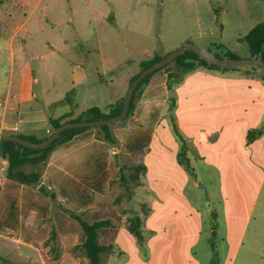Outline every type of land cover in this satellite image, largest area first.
Wrapping results in <instances>:
<instances>
[{"label":"crops","instance_id":"obj_1","mask_svg":"<svg viewBox=\"0 0 264 264\" xmlns=\"http://www.w3.org/2000/svg\"><path fill=\"white\" fill-rule=\"evenodd\" d=\"M153 1L162 4L0 0V63L2 55L9 63L8 73L0 74V137H48L51 118L71 116L60 109L83 100L89 103L83 110L118 103L140 62L187 42L211 56L217 45L239 55L247 46L240 40L264 21V0H194L198 31L163 50L156 42L147 48V36L156 38ZM213 1L223 5L219 16ZM247 58L250 51L241 57ZM114 133L134 165L146 167L130 198L118 184L128 165L115 163V148L98 140L94 129L56 148L43 174L62 205L88 223H111L99 230L100 243L113 247L103 263L226 264L215 245L220 238L221 245H241L264 188L262 72L200 66L172 79L166 71L153 73L133 114ZM244 165L263 171V178L242 231ZM6 168L0 166V264H90L75 249L86 240L81 225L37 189L9 179ZM135 218L141 219V240L128 230ZM53 230L59 258L47 246Z\"/></svg>","mask_w":264,"mask_h":264},{"label":"trees","instance_id":"obj_2","mask_svg":"<svg viewBox=\"0 0 264 264\" xmlns=\"http://www.w3.org/2000/svg\"><path fill=\"white\" fill-rule=\"evenodd\" d=\"M240 41L248 46L251 58H261L264 61V21L257 24ZM217 48L219 50L217 52L218 54H213V57L222 60L241 59V57L236 52L230 50L225 45H217ZM165 56L155 55L151 59L140 62V71L131 79V83L139 76V74L143 70L160 61ZM172 64L175 66V72H171L170 65ZM200 66L211 69L230 70L226 68H219L215 65H210L202 60L198 54L190 50L181 54L177 59H175L169 65L165 66L163 69L168 73L169 79H172L174 77H178L179 73L187 74L194 71ZM246 69L261 71L264 76V71L259 67L252 66L246 67ZM152 75L153 73L148 75L136 88L128 116L124 121H126L133 114L136 103L139 100L144 87L147 85ZM124 100L125 97L116 104L108 105L105 109H101L99 107H91L83 112V115L85 117L77 118L75 120L65 121V119L70 115L59 118H51L49 120L51 126L50 135H52L62 124L66 122L99 121L117 117L122 112ZM87 129L89 128H76L66 130L51 145L40 150L30 149L12 141H1L0 160L7 165L6 175L9 179L37 189L43 195L50 198L55 209H62L63 211L67 212L73 219H75L81 225L86 235L85 242L82 245L77 246L75 248L76 251L80 255L86 256L90 260V264H104L102 261V255L104 253H111L113 251V247L104 246L100 243L99 230L103 227L111 226V223L109 221H99L94 223L86 222L83 218V215L64 208L60 201L57 199L56 194L53 193L43 183V174L52 152L60 145L70 141L75 135ZM21 137L30 143H40L47 138H36L24 135H22ZM96 138L98 140L105 141L111 144L112 146H114L115 150H117L116 147H118L119 145V139L111 129V125L97 127ZM180 161L183 164L187 162L185 146L182 147V150L180 152ZM125 170L126 169L124 168L121 169L122 176L119 183L125 190L127 197L130 198L132 196L133 189L138 186L141 177L145 174L146 167L144 165H133L127 170V175H125ZM128 230L139 240H141L143 237L141 233V219H130ZM57 240V233L55 230H53L51 232L49 240L47 241V246H52L51 252L55 258H59L60 256Z\"/></svg>","mask_w":264,"mask_h":264},{"label":"rangeland","instance_id":"obj_3","mask_svg":"<svg viewBox=\"0 0 264 264\" xmlns=\"http://www.w3.org/2000/svg\"><path fill=\"white\" fill-rule=\"evenodd\" d=\"M161 1H162L161 6L158 5L156 1H153V5L155 6V9L157 11V18H156L157 20H156L155 28H154V34L156 38L154 40L151 39V37L153 36L152 34H151V37L147 36V38L145 39V45L147 48L152 47L153 44L156 42L157 45L159 44V46H161V49L163 50L167 46L181 41L185 36H187V34L196 33L199 28L198 23L196 22V19H195L196 13H195V7H194V2H195L194 0H161ZM220 7L221 5L215 1H213V3L210 5V8L214 11V13L217 16H219L218 13H219ZM159 9L161 10V16H162L161 18H160L159 11H158ZM204 10L205 9H203V11L201 12L202 14L204 13ZM206 23L207 22L204 21V23H202L203 26H207ZM148 28H149V24L147 23L146 34H149ZM160 34H161V37H159ZM203 50H206V49H203ZM238 53H239V56L242 58L247 57L249 55L248 46H246V49L244 48L243 50H239ZM211 54H218V53L214 49H212ZM8 64L9 63L7 61L6 55H2V59L0 63V68H1L0 74H2L3 72L8 73L6 71L8 68ZM174 68L175 66L173 64L170 65V69H174ZM159 71H165V70L160 69L154 72V74ZM89 72L91 74L92 80L96 81L97 79L96 71L92 69L91 67H89ZM105 90L108 91L107 88H105ZM83 98H84V95H83ZM86 98L88 99L89 97H86ZM97 98L98 96L95 95L92 99L97 100ZM87 104L89 103L83 100L80 106H72L70 107V109L66 108V109H60V110H67L68 112L71 113V116H70L71 118L69 120H75L77 118L85 117L83 115L84 114L83 112H85L87 109L83 110L82 106H85ZM125 122L126 121L120 122L118 124H113L111 125V129L115 131L117 128L125 125ZM96 128L97 127L89 128V129H94L96 131ZM112 147L114 148V146ZM116 149L117 150L114 149V152H113L115 163L116 164L120 163L122 165L126 164L128 165V167H132L134 163L124 153L123 146L120 140H119V145L118 147H116ZM2 164L3 162L0 163V166ZM263 168H264V165H263ZM243 172H244L243 173L244 174L243 176V196L245 197L243 198L247 201L248 207L243 205L242 231H243V228L245 227L246 218L248 216L247 212H249V210L251 209L252 203L257 195L258 188L263 178V171H261L260 169H255L252 166L244 165ZM127 174L128 172L125 171V175ZM119 175L122 176V173H119ZM112 182H110L111 186H113ZM118 184H119V181H118ZM201 184L203 185V183ZM199 188L201 189L200 186ZM262 191H263L261 193L262 197L258 199V206L251 214V219H249L247 228L243 234V241L241 245L238 247L237 241L236 242L234 241L232 245H229L227 243H225L224 245H221L220 243L222 241L221 238L218 239V243L215 245V250L216 251L219 250L220 257H224L226 264H231V262L232 264H264V214H262V212H264V188L262 189ZM203 194H204L205 199H208V192L206 195L203 191ZM63 207L68 209L64 205ZM245 207H247L248 211L244 209ZM59 210L63 211L62 209H59ZM65 213L69 215L67 212ZM222 251L224 254H221Z\"/></svg>","mask_w":264,"mask_h":264},{"label":"water","instance_id":"obj_4","mask_svg":"<svg viewBox=\"0 0 264 264\" xmlns=\"http://www.w3.org/2000/svg\"><path fill=\"white\" fill-rule=\"evenodd\" d=\"M193 51L200 56L202 60L210 65H215L219 68H226V69H233L239 67H259L264 71V61L261 58H247V59H236V60H222L216 57L211 56L207 52H205L201 47L197 44L192 42H187L180 48L170 52L168 55L163 57L160 61L156 62L155 64L151 65L147 69L143 70L139 76L130 84L128 92L125 96V100L123 103V109L119 116L99 120V121H76V122H66L62 124L52 135L48 136L45 140L40 143H30L23 139L20 136H4L0 137V142L3 141H12L16 142L24 147L40 150L48 147L51 145L64 131L76 128H94V127H102L108 126L113 124H118L123 122L129 113L131 102L135 93L136 88L138 85L150 74L163 69L165 66L172 63L175 59H177L181 54L186 51ZM204 193L207 195V190L205 187L199 183L198 184Z\"/></svg>","mask_w":264,"mask_h":264}]
</instances>
